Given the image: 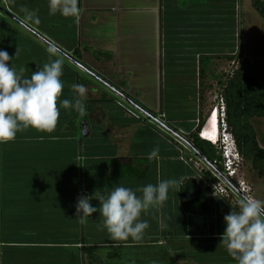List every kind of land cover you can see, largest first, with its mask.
Segmentation results:
<instances>
[{
  "label": "crops",
  "instance_id": "crops-1",
  "mask_svg": "<svg viewBox=\"0 0 264 264\" xmlns=\"http://www.w3.org/2000/svg\"><path fill=\"white\" fill-rule=\"evenodd\" d=\"M212 1L215 9L236 3V0ZM53 2L57 11L50 13L49 0H3L0 48L13 58L19 48L12 63L18 70L23 67L25 76H30L37 65L48 62L46 49L57 48L68 60L61 78L65 85L62 98H71L73 84H83L87 93H92V81L86 77L89 76L126 99L143 115L108 116L110 121L113 118L119 121L113 122L120 129L119 138L125 140L117 146L108 141L104 150L88 144L80 146V141L86 142L82 129L83 123L88 127L86 112L80 115L71 110L60 112L52 134L58 140L46 136L40 141L37 137L42 134L29 130L18 133L14 142L0 145V234L4 264H84L88 256H96L104 264H151L152 257L158 264H235L223 246L219 247L223 232L216 226L188 232L184 230L186 226L175 225L180 218H186L191 227L198 219L213 215L212 209L207 217L189 215L180 205L182 183L192 178L200 182L196 178L200 173L197 169L189 168L187 176L181 175L175 223L167 233L163 207L142 217L150 227L143 241L133 246L124 242L114 246L106 230L97 227L98 213L83 224L75 220L79 196L109 191L117 183L133 189L155 184L157 177L163 179L167 161L177 160V153L167 148V143L158 139L154 129L143 120L166 104L163 59L167 54L169 58L195 60L216 57L203 52L205 40L212 41L214 36L229 30L220 24L221 14L213 13L214 20L205 23L204 4L199 0L194 4L188 0H72L71 15L67 9L63 14L59 11L68 0ZM234 10L237 11L236 7ZM31 13H35V18L26 19ZM231 29L235 39L236 26ZM193 62L195 66L198 64ZM75 67L82 76L70 69ZM183 70L188 69L182 67L174 73L183 74ZM195 77L196 87H200L199 74ZM178 79L182 82V77ZM176 81L173 79L172 83ZM75 127L82 131L83 139ZM257 139L264 148L258 135ZM155 147L159 148L158 155L149 158ZM210 198L224 207H235L215 197L208 198L209 206ZM92 205L98 207L99 202L93 200ZM228 212L225 209L223 214ZM177 227L183 229L179 232ZM147 256L151 263L145 260Z\"/></svg>",
  "mask_w": 264,
  "mask_h": 264
},
{
  "label": "rangeland",
  "instance_id": "rangeland-1",
  "mask_svg": "<svg viewBox=\"0 0 264 264\" xmlns=\"http://www.w3.org/2000/svg\"><path fill=\"white\" fill-rule=\"evenodd\" d=\"M254 1L255 0H236L235 4L231 3L229 6L222 5L218 10L215 9V3L212 0H199V2L204 4L203 10L205 13V23L209 22L208 24H210L212 20H214L212 14L219 13V15L221 14L220 24L226 25L225 28L228 27L229 29L228 32L222 31L218 36L215 34L216 36L212 38V41L205 40V51L203 53L209 54L210 56L216 55V57H213L206 62L204 74L201 78V108L198 99L199 86L196 87L198 83L195 77V75L197 76L199 74L198 68L200 59H185V57L169 58L166 53L167 56L163 59V73L164 78L167 80V84H165L167 93L163 95L166 104H164L163 107H160L157 111L153 113L150 112L151 115L149 114L148 117L152 120L151 122L148 117L143 120L145 124H149L150 129H154L153 132L158 139L163 143H167V148H172L175 153H177V156H175L177 160L172 162L167 161V164L162 170L163 179H176L180 183L183 180L181 175L183 174V176H187L190 172L189 168L192 169V171H196V168L193 165L189 167L184 166L185 164L181 161V158L186 160L193 159L194 161H198L197 157L200 159V157L195 155L191 149L192 145L190 143V135L196 132L200 124L202 125L200 138L208 141L214 146L212 141L214 142L216 140L217 134H215L213 130L212 121L216 117V108L221 101L220 96L223 91V84L226 83L228 77H230L236 69L239 67L248 69L264 89V21L254 9ZM188 2L193 4L197 3L195 0H188ZM2 3L3 2L1 1L0 5ZM235 7L237 10L236 12L234 10ZM212 8H214V11L211 10ZM0 12L1 17L3 15L2 9H0ZM233 26H236L235 39L233 37V30L231 29ZM45 42L46 41L44 40V43ZM44 43L42 42V44ZM47 45L45 46L48 47L49 45ZM57 50L60 52L59 49ZM60 53L61 55H64L63 52ZM71 57L76 61L81 62L75 58L74 55H71ZM230 57L232 58L231 60H229ZM193 60L198 62L196 66ZM64 61L66 62L68 60L64 59ZM186 62L188 64L187 66ZM182 67L183 69H186L187 67V72L183 70V74L181 72L174 73L175 71H181ZM70 69L73 70L76 75L82 76L78 70L79 68ZM87 73L93 75L89 71H87ZM165 73L167 75L166 77ZM86 77L92 81V93H87L86 96V100L88 101L86 103V121L90 130L89 135L86 137V142L81 143L80 141V146L88 144L91 147L98 146L99 150L100 148L104 150L103 148L108 141L114 146H117L119 143L122 145V142H124L125 139L119 138V136H121L118 133L120 129L117 130V126L114 123L119 121H114L115 118H113V122L110 121L109 118L112 116H118V113H123L128 116H132V114L141 115L142 113L140 114L137 107H133L126 101V99H121L113 91L103 87V85L95 81L94 78L91 79L89 76ZM181 77L182 82L181 79H178ZM173 79H177V81L172 83ZM96 80L101 82L98 78ZM112 101H116L117 105ZM164 115L167 118H164ZM108 116L110 117L108 118ZM252 124L259 136L260 143L264 145V120H254ZM165 127H167V129ZM188 144L191 147H189ZM203 163L205 164L204 160ZM237 179L245 180L246 184L251 189V197L264 200V179H260L258 173L252 170L249 161L243 160ZM199 184L205 189L202 182H199ZM178 188L177 185L175 190H170L169 200L163 206L164 230L166 233L175 223L174 210L175 202L178 199ZM238 200V197L231 196L229 199L225 200V203L235 204L236 206ZM209 202L213 212L211 217L198 219V223L191 225V227H188V219L180 218L182 220H179V223H175V225L186 226L184 227V230L188 232H193V230L196 231L199 227L201 229L203 226H216L219 231L224 232L225 223L223 217L225 214L223 213L225 212V209L230 211L231 207H224V205L220 204L218 200L214 198H210ZM176 229L180 232L183 228L177 227ZM0 245L3 246L1 234ZM2 246L0 247V264H4V248H2ZM152 259L156 264L159 263L156 258L152 257ZM145 260L151 263L148 260V256Z\"/></svg>",
  "mask_w": 264,
  "mask_h": 264
},
{
  "label": "clouds",
  "instance_id": "clouds-1",
  "mask_svg": "<svg viewBox=\"0 0 264 264\" xmlns=\"http://www.w3.org/2000/svg\"><path fill=\"white\" fill-rule=\"evenodd\" d=\"M72 0L62 6L71 15ZM50 13L57 11L53 0H49ZM35 13L27 14L26 19H34ZM48 62L37 65L30 76H25L23 67L17 69L14 58L0 48V145L14 142L18 133L34 130L41 133L37 138L43 141L46 136L52 140L57 128L61 110H71L83 115L86 112L87 89L83 84H73L71 98H62L64 58L56 48L46 49ZM159 148L155 147L149 158L156 157ZM176 179H160L155 184L148 183L135 189L122 184L106 192L95 191L92 195L77 198L75 215L83 224L98 213L97 227L106 230L114 246L124 242L133 246L143 241L150 225L147 219L153 210H159L169 200L170 190H175ZM99 202L98 207L92 201ZM224 232L219 237V247L223 246L235 264H264V200L241 195L237 205L223 217ZM152 264H156L155 261Z\"/></svg>",
  "mask_w": 264,
  "mask_h": 264
},
{
  "label": "trees",
  "instance_id": "trees-1",
  "mask_svg": "<svg viewBox=\"0 0 264 264\" xmlns=\"http://www.w3.org/2000/svg\"><path fill=\"white\" fill-rule=\"evenodd\" d=\"M253 7L264 21V0H255ZM232 58L230 57L229 60ZM211 58H201L199 62V103L202 107V81L206 62ZM221 99L225 105L226 121L230 133L235 139L237 148L243 160L251 163L252 170L258 173L260 179H264V148L260 146L257 133L253 127L254 120H264V89L254 75L246 68L239 67L225 84H223ZM72 127V125H71ZM81 139L82 131L75 127ZM202 125L196 132L190 135V143L194 153L206 163L221 160V156L211 143L200 138ZM219 171L221 168L219 167ZM118 173V172H117ZM209 181H215L209 172H204ZM207 190L202 189L195 179H187L179 189V202L182 210L196 217H207L211 214L208 203ZM84 264H104L96 256H88Z\"/></svg>",
  "mask_w": 264,
  "mask_h": 264
},
{
  "label": "built area",
  "instance_id": "built-area-1",
  "mask_svg": "<svg viewBox=\"0 0 264 264\" xmlns=\"http://www.w3.org/2000/svg\"><path fill=\"white\" fill-rule=\"evenodd\" d=\"M3 0H0V2ZM0 9L2 7L0 6ZM1 13V12H0ZM1 15V14H0ZM216 117L213 122V130L217 134L216 140L212 143L218 154L221 156V160H214V162L203 163V160L197 157L198 161L193 159L186 160L181 158L187 166H194L200 173L198 180L203 183L204 190L209 191V197H215L220 199L223 203L231 196L238 197L241 195L247 197L250 196L251 189L246 184L245 180L237 179L239 176L240 166L243 162V157L238 151L235 139L230 133L227 121H226V110L225 105L221 99L219 106L216 108ZM202 136V135H201ZM196 155V154H195ZM209 172L214 182L208 181L204 172ZM219 167L221 171H219ZM2 245H0L1 247Z\"/></svg>",
  "mask_w": 264,
  "mask_h": 264
},
{
  "label": "water",
  "instance_id": "water-1",
  "mask_svg": "<svg viewBox=\"0 0 264 264\" xmlns=\"http://www.w3.org/2000/svg\"><path fill=\"white\" fill-rule=\"evenodd\" d=\"M149 116V115H148ZM82 129H83V136L84 137H87L88 135H89V129H88V127H87V124L86 123H83L82 124ZM189 145V144H188ZM189 147H191L190 145H189ZM191 149H192V147H191ZM193 150V149H192ZM194 152V151H193Z\"/></svg>",
  "mask_w": 264,
  "mask_h": 264
}]
</instances>
